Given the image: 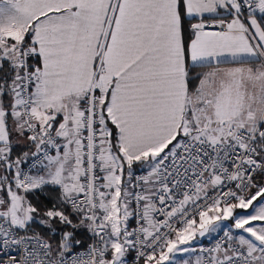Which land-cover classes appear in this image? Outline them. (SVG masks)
Returning a JSON list of instances; mask_svg holds the SVG:
<instances>
[{
    "label": "snow or ice",
    "instance_id": "1",
    "mask_svg": "<svg viewBox=\"0 0 264 264\" xmlns=\"http://www.w3.org/2000/svg\"><path fill=\"white\" fill-rule=\"evenodd\" d=\"M0 264H264V0H0Z\"/></svg>",
    "mask_w": 264,
    "mask_h": 264
},
{
    "label": "built area",
    "instance_id": "2",
    "mask_svg": "<svg viewBox=\"0 0 264 264\" xmlns=\"http://www.w3.org/2000/svg\"><path fill=\"white\" fill-rule=\"evenodd\" d=\"M212 242H213V241L211 240L210 237L204 239V241H203V243H204L205 245H210Z\"/></svg>",
    "mask_w": 264,
    "mask_h": 264
},
{
    "label": "rangeland",
    "instance_id": "3",
    "mask_svg": "<svg viewBox=\"0 0 264 264\" xmlns=\"http://www.w3.org/2000/svg\"><path fill=\"white\" fill-rule=\"evenodd\" d=\"M206 239V238H205Z\"/></svg>",
    "mask_w": 264,
    "mask_h": 264
}]
</instances>
